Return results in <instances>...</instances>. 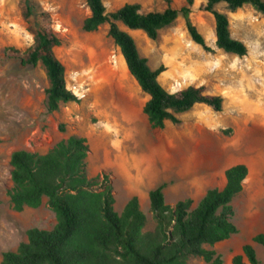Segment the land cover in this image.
I'll return each instance as SVG.
<instances>
[{"label": "rangeland", "instance_id": "obj_1", "mask_svg": "<svg viewBox=\"0 0 264 264\" xmlns=\"http://www.w3.org/2000/svg\"><path fill=\"white\" fill-rule=\"evenodd\" d=\"M36 1L40 16L25 19L20 0H0V260L3 251L15 250L20 242L26 241L28 228L50 229L56 222L46 197L35 207L15 208L10 202L9 157L14 150L43 154L71 134L85 137L89 147L85 173L88 177L102 171L109 174L113 207L120 212L132 195L135 182L145 189L166 182L164 201L171 205L189 197L190 181L197 175L195 167L201 162L214 166L220 156L226 157L228 153L247 161L251 148L262 145L264 15L251 5L245 4L234 11L224 2L215 5L227 14L231 35L247 46V53L242 56L215 46L213 18L198 8L201 0H194L191 17L212 51L191 39L182 17L159 29L155 39L142 30L130 31L149 66H165L158 80L167 90L203 84L207 92L222 97L220 111L198 103L175 113L179 118L177 123L165 121L163 127H152L142 112L147 94L131 75L124 78L127 67L107 33L108 25L104 23L94 31L81 28L89 14L85 0ZM132 1L139 2L145 10H160L168 3L179 7L184 2L103 0V3L106 11H112ZM35 21L47 25L60 40L53 50L65 67L66 85L77 82L88 87L84 97L59 102L58 109L51 112L45 103L48 80L43 66L22 64L7 52L9 47L25 50L31 45L34 37L29 27ZM59 124L64 126V131L59 130ZM100 132L109 133L108 138H101L102 142L96 137ZM92 140L96 152H91ZM115 141L121 142V149H115ZM228 160L231 159H224V167L230 165ZM103 163L109 168H104ZM138 196L139 207L146 217L142 231H152L156 220L149 208L147 192ZM193 199L194 205L199 198ZM230 204L231 221L237 231L204 247L219 253L222 264H232L233 255L243 254V244L250 243L256 258L264 262L262 245L252 240L257 232L264 233V194L244 191L236 194ZM243 259L246 261L245 256ZM186 264H204V261L199 256H189Z\"/></svg>", "mask_w": 264, "mask_h": 264}, {"label": "trees", "instance_id": "obj_2", "mask_svg": "<svg viewBox=\"0 0 264 264\" xmlns=\"http://www.w3.org/2000/svg\"><path fill=\"white\" fill-rule=\"evenodd\" d=\"M85 2L89 14L81 28L94 31L104 23L108 25L107 33L118 47L128 72L147 94L142 112L152 127H163L165 121L177 123L179 118L175 113L198 103L214 111L221 110L222 97L207 92L203 84H189L174 91L163 87L158 76L165 66L151 68L147 58L139 53L133 36L119 25L142 30L155 39L159 29L182 17L191 39L212 51L192 20L194 0H184L179 7L168 3L160 10H145L136 1L124 2L112 11H106L103 0ZM219 2H224L230 11L249 4L264 15V0H201L198 4L200 10L213 18L215 46L225 52L245 55L247 46L231 35L227 14L215 8ZM20 7L25 19L39 14L36 0H20ZM29 29L34 37L31 45L25 50L9 47L7 52L22 64L43 66L48 80L47 111L57 110L59 102L78 100L67 88L65 67L53 50L60 42L58 36L39 21ZM59 130L64 131L62 124ZM88 151L85 137L71 134L43 154L24 149L11 152L12 186L8 196L13 207H35L46 197L56 222L50 229L28 228L26 241L20 242L15 250L3 251L0 264H186L189 256L201 257L204 264H222L220 254L204 244L213 245L237 231L231 221L230 202L241 191L247 177L244 163L227 167L223 187L207 188L194 205L190 197L165 204L164 181L149 189V208L156 225L152 231L143 232L146 217L138 197L130 196L121 211H115L109 174L102 171L88 177L85 173ZM252 240L264 249L263 232L254 234ZM242 251L243 254L233 255L232 264H264L256 258L252 244L244 243Z\"/></svg>", "mask_w": 264, "mask_h": 264}, {"label": "crops", "instance_id": "obj_3", "mask_svg": "<svg viewBox=\"0 0 264 264\" xmlns=\"http://www.w3.org/2000/svg\"><path fill=\"white\" fill-rule=\"evenodd\" d=\"M237 9H239V8H237ZM121 25L123 26V29L127 30L129 33H130V31H133V30H139V29H130V28L124 26L123 24H121ZM235 38H237V37H235ZM125 67H126V65H125ZM124 78H126V79L130 78V73L128 72V70H126V72L124 73ZM120 81L122 82L121 84L123 85L124 84L123 80H120ZM102 102L104 103V100ZM127 105H128V102H127ZM100 110L102 111L101 113H103L104 107L103 108L101 107ZM105 133H107V132H100L99 134L96 135V137H100L101 135H104ZM114 147H115V149H117V148L121 149L122 148L121 142L115 141ZM90 149H91V152L92 151L96 152L95 151L96 150V143L94 142V140L91 141ZM109 149L113 150V148H111V147ZM251 149H253L252 154L248 157L247 161L243 158L240 159L238 156H234V155L228 153L226 157L220 156V158L217 160V164L214 166L201 162V164H199L195 167V169L197 171V175L195 176L193 181H190V187H188V190H187L188 196L190 198H192V200H194L193 199L194 197L200 198L207 188L217 187V184L221 185L220 187H217V188L223 187V185L225 184L224 170L227 167H229L233 164H236V163H244L248 169L247 177L243 180L242 189L239 193L247 191L249 194H253V195L264 194V139L262 141V145H260L258 148H256V146H253ZM104 150H106V148H104ZM225 158L231 159V160H228L230 162V165H227L224 167L223 162H224ZM233 159L236 161L234 162ZM106 166H108L107 163L104 164V168H109ZM247 178L249 180H248V183L245 184V181ZM150 181L151 180H149V182H147V183H150ZM133 185L134 186H133L131 192H132V195H136L137 197H139L138 196L139 194L145 195L146 192L148 193L149 189L154 187V186H151V187H148L147 189H145V188L139 186L137 182H135Z\"/></svg>", "mask_w": 264, "mask_h": 264}, {"label": "built area", "instance_id": "obj_4", "mask_svg": "<svg viewBox=\"0 0 264 264\" xmlns=\"http://www.w3.org/2000/svg\"><path fill=\"white\" fill-rule=\"evenodd\" d=\"M67 88L70 89L74 94H76L78 99L84 97L88 89V87H82L81 84L77 82L71 84L70 86H67Z\"/></svg>", "mask_w": 264, "mask_h": 264}, {"label": "bare ground", "instance_id": "obj_5", "mask_svg": "<svg viewBox=\"0 0 264 264\" xmlns=\"http://www.w3.org/2000/svg\"><path fill=\"white\" fill-rule=\"evenodd\" d=\"M108 135H109V133H105L104 135H101V136H100V140H101V138H102V139H106V138H108V137H107ZM100 142H102V140H101Z\"/></svg>", "mask_w": 264, "mask_h": 264}]
</instances>
